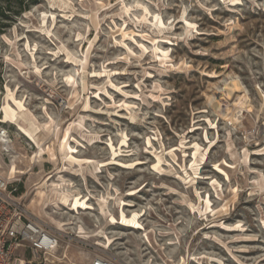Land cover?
I'll list each match as a JSON object with an SVG mask.
<instances>
[{"label":"rangeland","instance_id":"rangeland-1","mask_svg":"<svg viewBox=\"0 0 264 264\" xmlns=\"http://www.w3.org/2000/svg\"><path fill=\"white\" fill-rule=\"evenodd\" d=\"M0 175L70 264H264V0H0Z\"/></svg>","mask_w":264,"mask_h":264},{"label":"built area","instance_id":"built-area-1","mask_svg":"<svg viewBox=\"0 0 264 264\" xmlns=\"http://www.w3.org/2000/svg\"><path fill=\"white\" fill-rule=\"evenodd\" d=\"M9 177L0 175V264H70L61 255V240L34 215ZM91 264H112L96 255Z\"/></svg>","mask_w":264,"mask_h":264},{"label":"bare ground","instance_id":"bare-ground-1","mask_svg":"<svg viewBox=\"0 0 264 264\" xmlns=\"http://www.w3.org/2000/svg\"><path fill=\"white\" fill-rule=\"evenodd\" d=\"M7 119L10 120L9 116L6 115ZM71 129V128H69ZM25 132L27 134H31L30 132L27 131V129H25ZM67 132V131H66ZM65 132V133H66ZM61 143V142H60ZM73 186V185H72ZM67 189V188H66ZM52 190V189H51ZM64 190V189H63ZM45 191V190H44ZM43 190L39 189L38 190V195L41 197L42 200H45L46 201V204L47 205H51V201H52V198L49 194H47L46 192H44ZM51 192V191H50ZM75 194V193H74ZM71 195L70 193H64L63 195L66 197V200H72L74 198L75 195ZM58 201V200H57ZM60 209V208H59ZM75 224V220L73 218H69L68 220H65V221H61L60 222V225H61V228L60 230L61 231H66L67 229H70L71 227H73V225Z\"/></svg>","mask_w":264,"mask_h":264},{"label":"trees","instance_id":"trees-1","mask_svg":"<svg viewBox=\"0 0 264 264\" xmlns=\"http://www.w3.org/2000/svg\"><path fill=\"white\" fill-rule=\"evenodd\" d=\"M5 1H9V0H5Z\"/></svg>","mask_w":264,"mask_h":264}]
</instances>
